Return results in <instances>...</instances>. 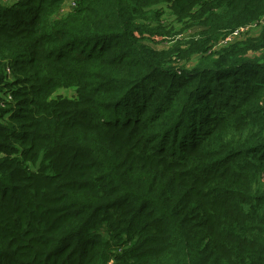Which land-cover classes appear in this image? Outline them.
<instances>
[{
    "label": "trees",
    "instance_id": "16d2710c",
    "mask_svg": "<svg viewBox=\"0 0 264 264\" xmlns=\"http://www.w3.org/2000/svg\"><path fill=\"white\" fill-rule=\"evenodd\" d=\"M72 1L0 0V264H264V0Z\"/></svg>",
    "mask_w": 264,
    "mask_h": 264
},
{
    "label": "rangeland",
    "instance_id": "374dc122",
    "mask_svg": "<svg viewBox=\"0 0 264 264\" xmlns=\"http://www.w3.org/2000/svg\"><path fill=\"white\" fill-rule=\"evenodd\" d=\"M151 8H159L161 9L162 15L157 18L158 20L151 19L152 25H162L165 30H167L165 35H160L158 39L160 41L157 42L160 48L167 47V45H171L175 43L178 39H188V38H198V33L204 29L202 24H199L200 18H195V12L191 16H187L184 19L179 18L174 12H172V8L170 7V3L159 2L153 4ZM264 15L255 19L253 21L240 24L234 26L227 31H224L216 40L211 42V47L209 51H218L219 48L234 44L241 40H245L247 38H251L252 40L261 37V34L264 32ZM236 29H240L242 32V37L238 39H234L233 41L226 42L225 37L230 35H237ZM168 34V35H167ZM167 38V39H166ZM163 46V47H162ZM264 50V49H263ZM197 60V56H192L187 62L188 66H192L195 64ZM185 63V61H180L179 64ZM56 93H61L63 95H71L72 89L65 90L63 88L58 89Z\"/></svg>",
    "mask_w": 264,
    "mask_h": 264
},
{
    "label": "built area",
    "instance_id": "2783aa9c",
    "mask_svg": "<svg viewBox=\"0 0 264 264\" xmlns=\"http://www.w3.org/2000/svg\"><path fill=\"white\" fill-rule=\"evenodd\" d=\"M17 1H19V0H2V2L4 3V4H6V5H10V4H12V3H14V2H17ZM75 4H74V2L72 1V0H66V3L64 4V6H66L65 8H68L69 6H74ZM65 8H64V10H65ZM263 22H264V18H263ZM236 31L238 32L237 33V35H233L232 33L230 34V35H227L226 37H225V41L226 42H230V41H233L234 39H238V38H241L243 35H242V32H241V30L240 29H236ZM5 74L9 77V78H11V69H10V67L9 66H6V68H5ZM4 99H6V100H11V96L9 95V94H7L5 97H3ZM263 105H264V102H263Z\"/></svg>",
    "mask_w": 264,
    "mask_h": 264
}]
</instances>
